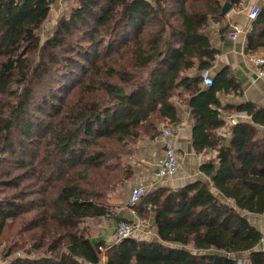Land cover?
I'll return each instance as SVG.
<instances>
[{"label":"trees","instance_id":"1","mask_svg":"<svg viewBox=\"0 0 264 264\" xmlns=\"http://www.w3.org/2000/svg\"><path fill=\"white\" fill-rule=\"evenodd\" d=\"M51 1L0 0V190H14L0 195V239L17 217L29 235L8 264H98L86 220L110 214L109 192L135 177L127 159L161 124L176 126L182 108L193 151L216 157L200 165L202 180L146 194L135 210L153 215L159 241L111 245L105 264H236L242 253L264 264L246 216L264 214V108L239 105L250 122L233 125L224 145L216 95L238 86L226 70L209 88L199 76L216 54L209 25L239 0H77L39 46ZM259 47L264 7L247 55Z\"/></svg>","mask_w":264,"mask_h":264},{"label":"crops","instance_id":"2","mask_svg":"<svg viewBox=\"0 0 264 264\" xmlns=\"http://www.w3.org/2000/svg\"><path fill=\"white\" fill-rule=\"evenodd\" d=\"M253 5L263 8L264 0H239V5L235 8H230L221 21L209 25L211 45L216 50L214 61L209 68L210 76L211 78H215L222 71L226 70L227 75L238 86L237 93L221 92L216 95L221 105V108H218L217 111L224 125L214 132L218 137L222 138L224 145H227L229 131L233 125L240 122H250L245 113L236 111L239 105L249 103L257 108H264V82L257 78L254 66L248 61V55L245 50L246 36L250 32L252 24L247 17V13ZM232 33L237 34L235 40L227 38ZM253 54H264V47L257 48ZM194 73L192 72V74ZM192 125L193 121L190 111L187 108L183 109L180 114V121L176 125L181 127V130L171 139L176 149L178 162L179 157L180 162H182V164L179 163L177 174L174 178L160 183L153 181L154 162L161 155L162 146L153 144L152 142H141L138 144L141 146V149L137 153L136 158H133L131 162L136 168L135 177L126 183L125 193L120 197L119 204L113 205L110 203V214L106 217L86 220L85 225L89 228L90 232L89 239L94 245L98 246L100 252L98 264H105V249L111 245L118 244L114 242L113 233L116 224L121 219L139 220L144 223L143 228L135 232L130 237L131 239L145 242L159 241L155 228L152 226L153 215H151L149 220L143 219L136 210L135 214H132L126 208L129 194L134 187L143 183L149 185V193L158 188H167L174 191L195 180L203 179V175L199 171L200 165L213 160L216 157L217 149L205 150L196 154L191 145ZM111 201L115 202L116 200L113 198ZM246 216L249 223L261 235V240L254 248V251L264 253V214H247ZM168 246L173 247L171 244H168ZM248 255L249 253L238 254L236 259L246 260L247 264H249Z\"/></svg>","mask_w":264,"mask_h":264},{"label":"built area","instance_id":"3","mask_svg":"<svg viewBox=\"0 0 264 264\" xmlns=\"http://www.w3.org/2000/svg\"><path fill=\"white\" fill-rule=\"evenodd\" d=\"M260 9L261 8L256 5L250 7L247 13V17L250 22L255 20ZM235 33L229 34L227 38L230 40H235L237 38V34ZM247 59L254 66L257 78L264 82V54H251L247 56ZM199 76L202 80L203 87L209 88L212 86V78L210 76L209 69L201 71ZM180 130L181 127L179 126L173 127L168 125H160L157 136H155L152 140L153 144L162 146L161 155L154 162L152 177L155 183H160L174 178L177 173L179 162L176 149L174 148L171 139ZM148 186L149 185L142 183L131 190L126 203V208L130 210L132 214H135V208L141 202L143 197L149 193ZM143 226L144 223L139 220L121 219L114 228V242L120 243L123 240L129 239L135 232L141 230ZM236 264H247V262L246 260L238 259L236 260Z\"/></svg>","mask_w":264,"mask_h":264},{"label":"rangeland","instance_id":"4","mask_svg":"<svg viewBox=\"0 0 264 264\" xmlns=\"http://www.w3.org/2000/svg\"><path fill=\"white\" fill-rule=\"evenodd\" d=\"M77 6V0H52L50 5V10L48 13L47 19L42 23L40 28L35 32L36 36L39 38V46H42L49 38H51L57 28L58 23L67 18L71 11L75 9ZM183 111V108H182ZM164 125V124H161ZM168 126H171L167 124ZM141 143V142H140ZM127 159L126 162L131 163L132 159ZM135 162V161H133ZM179 163L180 157H179ZM132 164V163H131ZM135 168V167H134ZM177 174V173H176ZM22 180V178H21ZM30 181H23L21 183V187L29 184ZM97 189H100V182L96 180L93 184ZM92 185V186H93ZM126 189V184L122 187H117L112 192H109V196L107 198V204L110 208V203L113 205L119 204L120 197L123 196L125 193L124 190ZM14 190H5L4 192L0 190V195L4 193H10ZM1 197V196H0ZM113 198L116 200L115 202L111 201ZM111 201V202H110ZM29 216H26L24 219H27ZM21 221L19 217H17L11 225L4 231L3 236L1 237L0 243V264H8L9 260L13 258H19V256L24 255V253L28 250L29 243H27L29 239V235L20 234L21 230ZM86 224V223H85ZM24 245L23 248L19 249V246ZM11 250L9 256L5 255L8 250ZM238 260V258L236 259Z\"/></svg>","mask_w":264,"mask_h":264},{"label":"water","instance_id":"5","mask_svg":"<svg viewBox=\"0 0 264 264\" xmlns=\"http://www.w3.org/2000/svg\"><path fill=\"white\" fill-rule=\"evenodd\" d=\"M230 10V6L228 4H224L221 10V16L224 17Z\"/></svg>","mask_w":264,"mask_h":264}]
</instances>
